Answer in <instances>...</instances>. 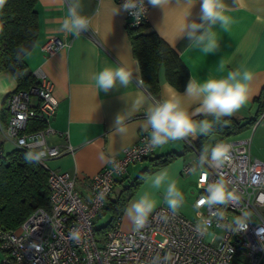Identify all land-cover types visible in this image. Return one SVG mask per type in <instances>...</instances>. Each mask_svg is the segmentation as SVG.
I'll use <instances>...</instances> for the list:
<instances>
[{"label":"built area","instance_id":"built-area-1","mask_svg":"<svg viewBox=\"0 0 264 264\" xmlns=\"http://www.w3.org/2000/svg\"><path fill=\"white\" fill-rule=\"evenodd\" d=\"M145 8L139 19L126 11L129 26L148 21L147 0ZM66 47L68 42L52 37L42 50L51 56ZM32 75L37 84L7 96L8 117L5 127L0 119V131L15 148L40 155L35 161L48 172L49 207L36 208L17 229L0 226L1 264H153L157 257L158 264H264V161L251 154L250 136L215 142L213 146L230 145L229 159L219 168L205 164L204 175L199 172L201 152L187 139L197 154L193 218L180 211L173 215L161 205L137 231L133 224L123 229L120 214L104 239L97 240L95 223L105 213L117 180L127 175L132 164L150 158L157 147L148 144L147 132L142 133L123 155L110 156L86 188L79 190L74 174L47 165L73 148L63 149L50 141L57 133L52 121L59 105L54 82L41 68ZM4 154L0 148V157ZM193 168L188 163L182 172ZM217 179L236 193V203L210 208L201 201L207 184ZM221 212L222 217L217 215ZM198 222L204 228L201 233L195 230Z\"/></svg>","mask_w":264,"mask_h":264},{"label":"crops","instance_id":"crops-1","mask_svg":"<svg viewBox=\"0 0 264 264\" xmlns=\"http://www.w3.org/2000/svg\"><path fill=\"white\" fill-rule=\"evenodd\" d=\"M225 2L228 9L226 14L231 17L232 24L228 32L217 29L220 48L208 56L190 48L187 37L183 35L188 11L182 0H159L160 5H149L145 33H155L165 46L174 50L188 72L184 87L179 88L169 80L165 66L161 65L158 74L159 91L153 95L143 81L139 82L142 80V73L127 27L129 18L124 10L115 14L121 7L120 4L115 0H82V12L91 22L89 29L77 39L60 30L67 9L66 0H38L35 9L39 33L34 49L25 60L30 72L41 68L54 82V96L59 105L52 121L57 133L50 141L63 149L73 148L72 151L49 160L48 167L71 172L76 176L77 188L85 189L88 181L106 166L110 156L123 155L124 149L137 143L141 134L146 132L145 113L149 103L156 102L165 95H174L177 91L183 93L192 77L204 79L210 72L222 77L228 69L238 65H243L253 74L251 98L238 113L225 117L221 122L214 123V126L223 123L226 118L248 119L247 115L256 106L254 100L264 91V0ZM187 20L199 22L198 2ZM52 37L63 39L69 43V47L51 56L47 55L42 47ZM221 62L223 69L220 67ZM118 63L125 65L132 73L128 87L114 88L107 93L97 89L93 76L103 67H115ZM16 88L17 81L13 75L7 70L1 71L0 119L4 127L8 117L5 100ZM118 116L121 122L116 125ZM213 135H217V141L224 139L218 133L211 136ZM201 136L188 138L198 151V145L211 137L200 140ZM241 136L248 135L242 132L225 138ZM4 139L0 131V148L7 153L15 146ZM188 140L172 141L157 147L150 158L132 164L127 175L117 180L110 199H115L140 173H155L168 167L184 194V204L188 203L194 210L197 154ZM4 142L12 145L9 150H5ZM169 156L173 157L166 165L153 167L152 159ZM188 163L197 169L195 173L182 172ZM145 188L146 185L142 182L126 207ZM156 198L157 207L165 205L161 194H157ZM131 225L123 213L122 226L128 230Z\"/></svg>","mask_w":264,"mask_h":264},{"label":"clouds","instance_id":"clouds-1","mask_svg":"<svg viewBox=\"0 0 264 264\" xmlns=\"http://www.w3.org/2000/svg\"><path fill=\"white\" fill-rule=\"evenodd\" d=\"M197 2L199 3V22L195 20L188 22L187 17L192 14ZM5 3L6 0H0V10ZM147 3L153 7L160 5L159 0H147ZM182 3L188 11L183 35L187 37L190 48L206 56L216 53L220 48L217 29L228 32L232 24L231 17L226 14L228 9L225 0H182ZM66 4L67 9L60 30L78 39L89 29L90 18L82 12V0H66ZM118 9L115 14L121 10L129 11L139 19L146 12L145 0H125ZM19 51L20 54L27 52L23 48ZM220 67L224 68L222 62ZM131 78L132 73L120 63L115 67L105 66L93 76L96 88L105 93L114 88H127ZM252 80L253 74L243 65H238L228 69L222 77L214 76L211 72L204 79L192 77L183 93L177 91L174 95H165L162 99L149 103L145 113L148 144L152 147H160L172 141L209 134L214 123L221 122L225 117L234 116L247 105L251 98ZM120 122V116H118L116 125ZM229 150L230 145L224 142H219L211 148L205 145L200 155V175L205 174V164L222 167L229 159ZM25 158L31 162L39 160L40 155L29 152ZM196 171L194 167L192 172ZM141 180L146 185L145 190L138 192L124 209L125 217L137 231L146 225L157 208V194L162 195L167 211L173 215L179 213L185 200L183 192L179 189L168 167L155 173H146ZM201 201L211 208L234 204L238 201V197L234 191L229 190L223 179H217L207 184ZM217 215L222 217L223 214L221 212ZM204 223L207 224L208 221ZM237 223L241 222L237 221ZM195 230L201 233L204 228L198 222ZM158 261L157 257L153 264H158Z\"/></svg>","mask_w":264,"mask_h":264},{"label":"trees","instance_id":"trees-1","mask_svg":"<svg viewBox=\"0 0 264 264\" xmlns=\"http://www.w3.org/2000/svg\"><path fill=\"white\" fill-rule=\"evenodd\" d=\"M38 0H6L0 10V72L9 71L17 81L16 90L27 89L37 84L28 70L26 56L34 49L39 33L36 4ZM148 21L139 27L129 29L133 52L137 57L142 81L153 95L158 94V74L161 65L165 66L169 80L179 88L184 87L188 72L177 53L164 45L155 33H145ZM26 49L20 54V49ZM19 73V75H17ZM256 114L264 108V91L254 100ZM256 116L249 119L226 118L223 123L213 126L207 135L220 134L222 138L240 134L253 126ZM37 125L33 128H38ZM196 147V146H195ZM26 153L14 148L0 157V226L17 229L38 207H49L48 172L35 160H26ZM173 156L152 159L153 167L166 165ZM144 171L133 180L115 199H109L105 213L110 219L104 227L96 228L97 240L104 239L113 227L118 215L124 213L127 202L142 184ZM3 252L0 250V257ZM1 264V263H0Z\"/></svg>","mask_w":264,"mask_h":264},{"label":"rangeland","instance_id":"rangeland-1","mask_svg":"<svg viewBox=\"0 0 264 264\" xmlns=\"http://www.w3.org/2000/svg\"><path fill=\"white\" fill-rule=\"evenodd\" d=\"M256 110H257V106H255V108L253 109V112L247 115L248 119L256 116L255 124L253 126H250L247 130L243 131V133L244 134L246 133L251 138L250 148H251L252 155L254 157H258L264 160V108L258 114H256ZM216 136L217 135H213L207 141L198 145L200 152L205 147V145L211 148L214 145V143L217 142ZM4 141L6 140L4 139ZM11 146L12 145L10 143L8 142L5 143V150H9ZM180 212L189 218L194 217V210L191 208V206L188 203L184 204ZM109 219H110V216L108 214L106 213L101 214L96 220V223H95L96 228H101L107 225ZM122 228L125 229L123 226Z\"/></svg>","mask_w":264,"mask_h":264}]
</instances>
